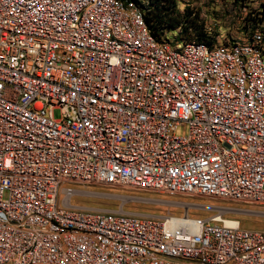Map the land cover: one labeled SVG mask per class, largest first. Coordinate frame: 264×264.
Segmentation results:
<instances>
[{
  "label": "built area",
  "instance_id": "built-area-1",
  "mask_svg": "<svg viewBox=\"0 0 264 264\" xmlns=\"http://www.w3.org/2000/svg\"><path fill=\"white\" fill-rule=\"evenodd\" d=\"M148 29L136 0H0V264H264L221 215L71 203L66 183L264 206V24Z\"/></svg>",
  "mask_w": 264,
  "mask_h": 264
},
{
  "label": "rangeland",
  "instance_id": "rangeland-1",
  "mask_svg": "<svg viewBox=\"0 0 264 264\" xmlns=\"http://www.w3.org/2000/svg\"><path fill=\"white\" fill-rule=\"evenodd\" d=\"M145 11L148 0H136ZM177 8L183 11L188 7L197 12L205 23L209 42L227 43L246 38L256 26L264 24V0H174ZM163 35L182 46L187 41L179 36L181 30L164 29ZM55 118L60 110L53 109ZM65 186L73 187L71 203L88 209L122 211L133 214L156 216H181L188 214L199 219L221 215L224 219L238 221L246 229L264 234V206L226 201L207 197H169L158 193H138L130 190L105 188L80 183Z\"/></svg>",
  "mask_w": 264,
  "mask_h": 264
},
{
  "label": "trees",
  "instance_id": "trees-1",
  "mask_svg": "<svg viewBox=\"0 0 264 264\" xmlns=\"http://www.w3.org/2000/svg\"><path fill=\"white\" fill-rule=\"evenodd\" d=\"M144 20L150 33L157 39L163 35L164 29L179 28V36L187 41L212 44L208 41V31L199 14L188 7L180 11L174 0H148Z\"/></svg>",
  "mask_w": 264,
  "mask_h": 264
}]
</instances>
